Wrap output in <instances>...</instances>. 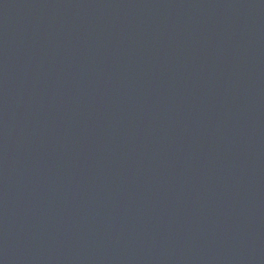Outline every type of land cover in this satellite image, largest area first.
Instances as JSON below:
<instances>
[{
	"label": "water",
	"instance_id": "1",
	"mask_svg": "<svg viewBox=\"0 0 264 264\" xmlns=\"http://www.w3.org/2000/svg\"><path fill=\"white\" fill-rule=\"evenodd\" d=\"M0 264H264V0H0Z\"/></svg>",
	"mask_w": 264,
	"mask_h": 264
}]
</instances>
